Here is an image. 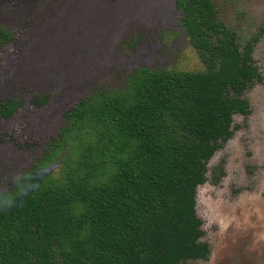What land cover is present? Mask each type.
Here are the masks:
<instances>
[{
	"label": "trees",
	"instance_id": "obj_1",
	"mask_svg": "<svg viewBox=\"0 0 264 264\" xmlns=\"http://www.w3.org/2000/svg\"><path fill=\"white\" fill-rule=\"evenodd\" d=\"M64 1L0 6L23 12L20 23L0 21V87L10 63L25 57ZM225 1L175 0L179 25L204 69L110 67L61 104L59 135L73 142V165L60 177L49 172L39 191L0 211V264L210 258L198 187L208 180L211 158L234 135L235 115L251 113L247 92L264 81L255 58L261 35L244 37L229 24ZM52 98L42 91L0 95V123L28 119ZM21 129L5 126L0 144L23 146Z\"/></svg>",
	"mask_w": 264,
	"mask_h": 264
},
{
	"label": "rangeland",
	"instance_id": "obj_2",
	"mask_svg": "<svg viewBox=\"0 0 264 264\" xmlns=\"http://www.w3.org/2000/svg\"><path fill=\"white\" fill-rule=\"evenodd\" d=\"M29 1L0 0V6ZM1 7V22L20 23L23 12ZM222 12L244 37L261 35L255 58L264 75V0H226ZM179 17L175 0H65L56 8L42 37L21 61L10 63L0 87L3 96L53 95L49 106L28 119L0 123V133L8 125L22 127L23 143L0 144V180L38 163L55 177L72 167L73 142L59 135L65 127L61 104L101 80L108 68L204 69ZM247 97L251 113L235 115L234 135L211 158L208 180L198 187L197 210L210 258L184 264H264V81Z\"/></svg>",
	"mask_w": 264,
	"mask_h": 264
},
{
	"label": "clouds",
	"instance_id": "obj_3",
	"mask_svg": "<svg viewBox=\"0 0 264 264\" xmlns=\"http://www.w3.org/2000/svg\"><path fill=\"white\" fill-rule=\"evenodd\" d=\"M49 169L42 163L18 169L0 180V211H7L23 203V198L40 190L41 181Z\"/></svg>",
	"mask_w": 264,
	"mask_h": 264
}]
</instances>
